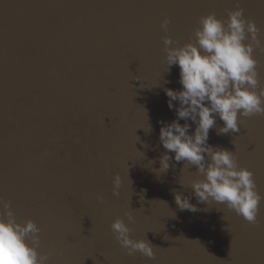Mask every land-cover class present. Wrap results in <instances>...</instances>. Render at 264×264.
<instances>
[{
	"label": "water",
	"instance_id": "95a60500",
	"mask_svg": "<svg viewBox=\"0 0 264 264\" xmlns=\"http://www.w3.org/2000/svg\"><path fill=\"white\" fill-rule=\"evenodd\" d=\"M236 6L0 0V197L11 201L19 222L37 223L49 264H264V200L251 224L225 204L199 202L190 185L204 177L174 153L172 166L157 171L166 151L159 122L176 119L165 89L182 87L179 66H167L164 37L171 36V47L194 42L201 16L227 20ZM239 6L264 41V0ZM254 55L264 87V51ZM222 126L217 118L208 143L234 152L264 197V114L241 117L236 133L217 135ZM174 191L198 210H180ZM125 212L135 217L131 237L150 241L154 259L130 256L116 240L111 224L117 217L128 223Z\"/></svg>",
	"mask_w": 264,
	"mask_h": 264
},
{
	"label": "clouds",
	"instance_id": "9594fccd",
	"mask_svg": "<svg viewBox=\"0 0 264 264\" xmlns=\"http://www.w3.org/2000/svg\"><path fill=\"white\" fill-rule=\"evenodd\" d=\"M170 18H165L161 28L169 30ZM195 29V41L180 47H171V36L164 37L166 63L170 68L178 65L181 89L166 88L170 110L176 119L161 120L159 141L166 150L160 157L158 172H166L176 162L194 165L204 178L193 180L191 189L196 199L225 204L251 224L258 223V213L264 197L257 190L254 173L240 167L235 153L208 143L209 132L216 127L217 118L223 126L217 135L240 130V118L264 114V87H260L259 61L256 48L264 51L260 28L255 20L244 16V8L228 10L227 20L210 12L199 18ZM250 34V40H249ZM247 41V42H246ZM178 101V106L176 103ZM180 120L185 123L181 124ZM191 121L195 123V131ZM146 131H151L149 125ZM154 163V161H153ZM122 177L116 173L113 195L119 196ZM174 199L180 210L197 211L190 196L174 191ZM97 199L104 200L103 194ZM0 264H49V254L41 253L40 228L32 219L19 222L11 207V201L0 197ZM128 223L117 217L111 224L116 240L132 256L136 252L154 259L155 247L147 239H133L129 223L135 222L131 212H125Z\"/></svg>",
	"mask_w": 264,
	"mask_h": 264
}]
</instances>
